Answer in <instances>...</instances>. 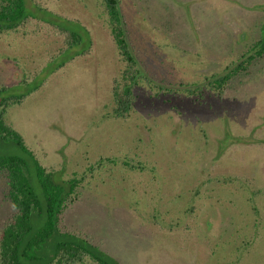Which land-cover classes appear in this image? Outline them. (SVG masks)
I'll return each instance as SVG.
<instances>
[{
	"label": "rangeland",
	"instance_id": "obj_1",
	"mask_svg": "<svg viewBox=\"0 0 264 264\" xmlns=\"http://www.w3.org/2000/svg\"><path fill=\"white\" fill-rule=\"evenodd\" d=\"M28 1L88 32L65 56L62 35L38 20L0 36V86L25 78L15 92H31L7 122L55 179L87 176L62 228L121 264H264V55L222 93L206 87L264 40V0H118L156 79L125 119L112 114L122 63L102 0ZM107 158L116 164L87 170Z\"/></svg>",
	"mask_w": 264,
	"mask_h": 264
},
{
	"label": "trees",
	"instance_id": "obj_2",
	"mask_svg": "<svg viewBox=\"0 0 264 264\" xmlns=\"http://www.w3.org/2000/svg\"><path fill=\"white\" fill-rule=\"evenodd\" d=\"M28 4V0H0V36L16 33L26 24L31 25L32 19L38 20L62 35L64 48L57 56H65L64 51L79 46L85 40L84 36L88 37L86 28H81L82 32L72 19L40 8L37 3ZM102 5L107 15L109 34L122 63L111 89L112 114L125 119L133 111L136 89L143 84L151 86L156 79L130 46L119 1L102 0ZM75 25L78 29L72 27ZM88 41L91 43V40ZM80 54L85 55L86 51ZM263 55L264 40L261 37L248 47L240 62L209 79L206 87L212 92L222 93L235 76L249 72L252 63ZM66 56L69 57L66 59H72V56ZM63 65L64 62H61L57 67ZM24 84H27L25 78L13 85L0 86V181L5 185L3 200L10 208L0 225V264H121L95 244L90 235L62 228L63 214L79 199L87 176L73 172L67 179H60L61 175L59 181L55 179L57 171L42 165L36 153L27 147L22 136L7 122V109L19 105L31 93L15 92L16 87ZM155 87L164 89L159 85ZM197 89L200 88L186 86L185 91L190 95ZM8 147H15L16 151L6 150ZM102 161L116 164L115 159H100L87 170L93 171L96 166H101ZM124 165L129 166L127 162Z\"/></svg>",
	"mask_w": 264,
	"mask_h": 264
}]
</instances>
